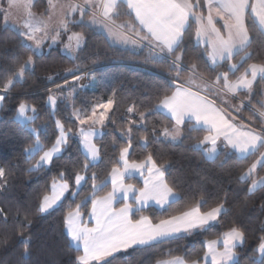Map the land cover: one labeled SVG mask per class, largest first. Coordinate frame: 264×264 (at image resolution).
Masks as SVG:
<instances>
[{
    "label": "trees",
    "instance_id": "obj_1",
    "mask_svg": "<svg viewBox=\"0 0 264 264\" xmlns=\"http://www.w3.org/2000/svg\"><path fill=\"white\" fill-rule=\"evenodd\" d=\"M48 7L49 0H35L32 5L36 13H46ZM200 11L205 13L206 8ZM112 21L124 25L133 35L140 28L123 2L115 9ZM246 25L251 37V46L246 50L250 58H245V52L241 51L231 60L213 66L208 59L209 48L197 43V24L190 20L183 44L185 68L197 64V74L214 82L219 73L229 72V80L232 81L249 65L264 64V33L258 24L253 23L251 11L246 14ZM66 32L84 36L83 50H78L75 57L66 55L60 47L34 54L19 33L4 24L0 15V89L28 56H33L35 62L34 73L26 70L22 80H14L0 108V167L7 172V188L0 189V209L3 210L0 214V264H77L76 257L82 255V251L70 243L64 220L68 212L74 211L77 204L85 201V197L88 200L81 204L80 212L87 218L91 210V179L78 191L74 183V173L84 163L85 153L79 141L72 137L64 152L54 158L50 166L29 172L28 169L36 164L43 151L27 157L24 149L34 144L31 128L38 130L43 150H47L58 134L57 120L66 128L71 127L75 133L79 124L72 112L84 109L91 114L93 106L108 99H114L116 103L108 113L110 119L102 126L101 136L95 139L100 149V160L90 167L88 177L96 172L98 183L108 177L111 168L117 166L120 148L127 146L128 138L122 133L130 127L132 148L129 160L141 161L151 154L158 165L165 166V180L177 193L176 202L170 208L161 210L148 206L139 211L135 209L132 213L134 220L148 216L153 223H158L160 219L197 206L202 198L207 202L202 204L201 211H208L227 197L226 213L218 218V223L206 230L178 235L151 247L142 246L114 254V257L107 259L110 264H156L157 261L173 257H180L186 262L202 261L207 242L221 237L232 227L239 228L245 234L242 245L235 248L238 264H264V254L258 251L260 237L264 236V209L261 208L264 204V186L248 193L246 189L250 181L238 180L258 159L259 151L246 157L223 151L214 159H206L203 151L195 146L208 132L198 126L193 129L194 123L189 121L182 125V137L178 142L154 138L153 128L158 135L164 127L172 130L174 125L168 115L153 111L160 98L175 90L173 78L177 73L169 68L170 61L151 59L154 52L144 46L134 51L113 45L102 32L83 22H69ZM140 34H144L142 29ZM229 64H237L238 69L230 71ZM70 68L76 70V76L83 72L91 76L94 74L92 88L80 87L73 75L67 72ZM192 75L190 71H182L176 81L187 83ZM49 77L52 79L49 80ZM56 85L63 90L57 89ZM219 85H223V80ZM69 88H73L72 100L63 96ZM49 89L57 96L54 108L47 103ZM263 91L264 80L260 79L251 91H242L234 98L236 103L242 101L239 115L256 126L263 122L256 112L263 110ZM21 102L37 109V118L28 126L15 119ZM128 107H133L134 112L128 113ZM140 112L146 114V128L139 123ZM28 115L33 113L29 110ZM131 120L137 123L130 124ZM144 136L148 137L146 146L141 140ZM61 172L65 177H72L69 180L70 192L54 209L46 214L39 213L37 209L42 197L51 192L52 181L58 179ZM263 176L264 166L259 165L255 178ZM126 182L137 189L143 188V181L138 177H128ZM111 189L109 178L107 186L96 195L102 197ZM74 191L77 195L73 197ZM124 203L123 200L119 201L117 206ZM26 224L28 226L23 227ZM21 232L31 237L28 246L30 255L27 258L22 256L25 245Z\"/></svg>",
    "mask_w": 264,
    "mask_h": 264
},
{
    "label": "snow or ice",
    "instance_id": "obj_2",
    "mask_svg": "<svg viewBox=\"0 0 264 264\" xmlns=\"http://www.w3.org/2000/svg\"><path fill=\"white\" fill-rule=\"evenodd\" d=\"M50 6L52 0H49ZM85 5L88 7L95 6L101 10L104 17H109L118 6L117 0H100L94 3V0H85ZM127 9L134 13L135 20L140 26L135 31L138 39H130L127 36H120L119 34L109 32V35H115L120 38L123 43L140 44L149 48L154 52L151 59L157 61H170L169 68L177 73L173 78L175 90L170 95H164L160 98L159 103L155 106L153 111H165L169 114L171 120L174 121L172 130L164 127L157 135L156 129L153 128L152 135L154 138L164 137L175 142L181 136V126L185 124V120L195 121L193 129L197 126H204L208 135L195 147L203 151L206 159H214L217 154V142L221 138L226 142V145L231 147L236 152L247 155L254 154L259 148H264V126L259 131L254 128L241 125V128L246 130H239L232 122L235 117L229 119L230 113L218 108L214 100H209L206 96L199 95L198 92L191 91L190 88L184 87L182 84H176L182 71H190L193 76L197 74L198 65L192 64L190 68H185L183 63V44L185 39V31L189 26L190 19L194 20L198 27L196 28L195 38L197 43L201 42L203 38H207L204 42L211 47L208 53L211 63L215 65L218 60H231L235 51L245 52V58H250V54L246 51L251 46V37L249 29L246 25V12L250 9L253 23L261 27V32L264 33V0H256V3H249V0H126ZM9 9L19 8L21 6L20 0H8ZM25 9H30L31 0L23 5ZM69 12L74 13L80 11L83 15L86 11L84 5H76L69 3L67 5ZM202 8L207 9V15H203L200 11ZM0 14H3L5 23L7 22L9 13L6 10L0 9ZM29 15H31L29 11ZM216 18L223 21V29L225 34H222L221 28L216 26ZM95 23V20L93 21ZM46 27V26H45ZM61 27L64 31L68 30V23L61 22ZM24 28L27 31L19 32V35L25 42L31 41L26 46L34 53L38 54L44 41L49 39L48 33L41 27H35L32 23L26 22ZM144 30V34H140V30ZM131 30V28H130ZM43 32L42 36L37 33ZM61 33L56 32L51 36L52 44H56ZM74 42V43H73ZM84 36L81 33H73L68 37V43L65 44V49L69 52L76 50L82 51V44ZM155 49H159L156 53ZM35 62L33 56H28L27 59L20 65L18 71L14 73L12 78L7 79L0 89V108L3 107V102L6 95L11 91L14 80H22L25 71L28 70L34 73ZM237 64H229L230 71H236ZM78 70V69H77ZM74 69H67V72L72 74L74 79L79 81L83 77L76 76ZM249 73L252 79H248ZM264 76V64H251L244 70V72L237 78L236 82H230L229 72L219 73L212 84H206L205 89L212 91L215 85H219L223 80L222 88L228 92L235 94L238 88H244L251 91L253 80L257 75ZM94 78V74H92ZM49 80L52 78L49 77ZM192 77L187 83H193ZM67 83V81H65ZM57 89L63 90L60 85H56ZM47 103L49 107L54 108L57 104V96L51 93L49 89ZM213 95L219 97L218 92H213ZM116 101L108 99L104 103L97 104L92 107L91 114L84 109H76L72 115L80 126H89V130L80 127L79 130L73 133L71 127L66 128L65 125L57 120L56 129L58 134L54 142L50 144L47 150L39 139V132L36 128H31L34 144H30L24 149L27 157L43 151L36 164L29 168L28 171H36L44 166H50L54 158L60 156L73 136L80 138V143L85 149V159L82 166L74 173V183L77 189L82 183H87L91 179L92 198H91V218L95 221L93 227H88L81 221V204H77L74 211L67 213L64 223L66 225L67 236L70 238V243L82 246L83 254L76 257L77 264H110L107 260L109 257H114V254L127 252L129 249L138 247H151L156 243L164 242L171 238H176L178 234H191L193 230H206L209 226L219 222V217L226 213L225 204L227 197L218 203L215 207L208 211H201V206L207 201L202 198L197 206H192L179 214L171 215L166 219H160L158 223H153L148 216H141L140 219L134 220L132 213L134 206L138 205L136 211L146 207L148 203L154 202L161 210H166L172 206L176 201L174 197L177 193L174 188L165 180L166 168L164 165H158L149 154L146 159L141 161L129 160V152L132 148V129L129 127L122 135L126 136L127 146L120 148L119 160L117 166L111 168L108 177L105 180L97 182L98 176L96 172H92L88 177V172L93 162L100 159V149L93 143V135L95 134V125L104 126L105 122L110 119L109 111L114 107ZM227 103V101H224ZM264 107V105H262ZM31 111L33 115L28 116L26 112ZM99 111V115L97 112ZM239 111V108L235 109ZM128 113H133L134 108L128 107ZM264 116V113H261ZM38 116L37 109L21 102L17 108L15 119L20 121L25 126L30 125ZM146 114L139 113V123L145 125ZM130 124H136L137 121L131 120ZM146 128V125H145ZM143 144L146 146L148 137H141ZM210 145L205 148L204 146ZM122 165V166H121ZM264 166V152L260 153L259 159L251 164V166L240 176V181H250V186L246 191L252 193L258 187L264 186V177L260 179L255 178L257 166ZM147 171L144 187L137 190L132 184H125V177L131 176L133 173L144 175V170ZM72 177H65L64 172L59 174V178H54L51 184V195L45 194L38 206V212L46 214L54 209L69 192V180ZM110 178L112 186L111 191L106 195L99 197L97 192L107 186ZM7 188V172L4 167H0V189ZM122 194L125 201L123 207L116 208L114 203L118 195ZM130 194L132 196V203L127 202ZM77 195V192H72V196ZM264 209V204L261 205ZM3 210L0 209V214ZM30 223V222H29ZM28 225H23L27 227ZM22 243L25 245L22 256L27 258L30 255L29 245L31 244V237L24 236L21 232ZM245 234L237 227H232L222 236L223 251H217L216 240L208 242V251L204 254V264H230L234 262L238 264V258L235 256L233 249L237 244L243 243ZM258 251L264 254V236L260 237L258 244ZM210 257V261H209ZM157 264H187V262L180 257H173L168 260L157 261ZM191 264H200L199 260H192Z\"/></svg>",
    "mask_w": 264,
    "mask_h": 264
},
{
    "label": "crops",
    "instance_id": "obj_3",
    "mask_svg": "<svg viewBox=\"0 0 264 264\" xmlns=\"http://www.w3.org/2000/svg\"><path fill=\"white\" fill-rule=\"evenodd\" d=\"M2 1H4V0H0V3L2 2ZM35 0H31V7H30V9H25V7H23V5L25 4V3H27L28 2V0H20V4H21V6L19 7V8H12V9H9V6H8V4L6 5H4L3 7H0V9H3V10H6L8 13H9V15H8V19H7V22L5 23V20H4V18H3V14H0L1 16H2V18H3V22H4V24L6 25V26H9V27H12L13 29H15L18 33L19 32H24V31H27V29H25L24 28V24L26 23V22H30V23H32L33 24V26H35V27H41V28H44V30H45V27H44V24H43V22H42V16L43 17H48L50 14V4H49V7H48V10H47V12L46 13H36V12H34V10H33V8H32V5H33V2H34ZM68 2H72V4H76V5H84L85 6V8H86V12H88V13H85V15H83V17L84 18H90L91 16H93L96 20H98L97 22L98 23H100L101 22V24H104L103 22H105V24H107L108 26H111V27H113L114 28V26L115 25H118V24H116V23H114L113 21H112V18H113V15H114V13H115V10L112 12V13H110V16L109 17H104L102 14V17H99V16H97V15H95V13L94 12H96V11H99V9H97L95 6H92V7H88L87 5H85V0H56V1H54V2H52V5L54 4V6H59V8H61V9H64V10H68V8H67V5L69 4ZM96 2H100V0H94V3H96ZM120 2H123V3H125L126 4V0H117V4H119ZM249 3L251 4V3H256V0H249ZM29 11H30V13H31V15H29ZM69 11V10H68ZM101 11V10H100ZM248 11H250V9L248 10ZM247 11V12H248ZM247 12H246V14H247ZM41 14H44V15H41ZM49 14V15H48ZM133 14V16H134V18H135V15H134V13H132ZM69 15H71V12H69L68 13V16H66V17H68L69 18ZM203 15H207V9H206V12L205 13H203ZM72 16H73V19H78L79 18V11H76V12H74L73 14H72ZM67 18V19H68ZM190 20H192V19H190ZM194 21V20H193ZM216 26L218 27V28H221V32H222V34H225L226 35V33H225V30L223 29V27H222V25H223V21H221V20H219V18H216ZM137 23H138V21H136ZM246 22V21H245ZM139 25V24H138ZM100 27H102V26H100ZM140 27V26H139ZM197 27H198V25H197ZM97 30H99L100 32H102L107 38H108V40H109V38H110V36H109V34H108V32H106V30H102L103 28H96ZM108 29H109V27H108ZM144 31V30H143ZM47 32V31H46ZM48 33V35H49V32H47ZM37 35L38 36H42L43 35V32H41V33H37ZM132 35V39H138V37H136L135 35H133V34H131ZM250 35V34H249ZM207 38L205 37V38H203L202 40H201V44H205V45H207L208 46V48H209V52L211 51V47L208 45V44H206L204 41L206 40ZM25 42V41H24ZM29 42H31V41H29ZM127 44H129V43H127ZM127 44H125V45H127ZM141 44V46H143L142 45V43H140ZM129 45H132L131 47H136L134 44H129ZM118 46V45H117ZM122 47V46H121ZM124 47V46H123ZM142 47H138L137 49H131V50H134V51H137V50H140ZM129 49V48H128ZM157 51L159 52V49H157ZM239 52H241V51H235L234 50V54H233V57L237 54V53H239ZM208 59H209V56H208ZM226 60H228V59H223V60H218L217 61V63L215 64V65H217V64H220V63H222V62H224V61H226ZM209 62H210V64L211 65H213L212 63H211V60L209 59ZM214 66V65H213ZM192 77V79H193V83H191V84H189V83H184V84H182L184 87H187V88H190L191 89V91H193V92H198L199 93V95H201V96H206L209 100H214L215 101V104H216V106L218 107V108H220V109H222V110H224V111H226L227 113H230V116H229V119H231L232 117H235V119L234 120H232V122L238 127V129L239 130H246V128H241L240 126L241 125H245V126H248V127H251V128H254V129H256L257 131H259V129L258 128H256V127H262V126H264V118L262 117V116H260L261 118H262V125H260V126H256V125H254L253 123H251V122H249V121H247V120H245L244 118H242L240 115H239V111H236L235 109H237V108H239V106L242 104V102H240L239 101V103L237 102H235L234 101V98L236 97V95L237 94H239L240 92H242V91H249L248 89H244V88H238L237 89V91H236V93L235 94H233V93H230V92H228L226 89H223L222 88V86H220V85H215L214 87H213V89H212V91L211 92H209V91H207L206 89H205V85L206 84H212L213 82H210V81H208V80H206L205 78H203L202 76H200V75H198V74H196L195 76H191ZM239 77V76H238ZM237 77V78H238ZM237 78L235 79V80H232V81H230V82H236V80H237ZM248 79H252V77H251V74L249 73V75H248ZM260 79H262V80H264V76H262V75H260V74H258L257 75V77H256V79L255 80H253V83H252V88H251V90L253 89V86H254V84L258 81V80H260ZM91 81V80H90ZM80 87H81V85H80ZM213 92H218L219 93V97L220 98H217V96L216 95H213ZM224 101H227V103H224ZM262 104L264 105V91H263V98H262ZM161 112H163V113H165L166 115H168L169 116V114L167 113V112H165V111H161ZM259 112H261V113H264V107H263V110L262 111H259ZM170 117V116H169ZM189 120H185V122H188ZM189 122H192V123H194L195 124V121L193 120V121H189ZM182 127V126H181ZM198 127H201V128H203V129H205V127L204 126H198ZM207 135H208V133H207ZM169 140V139H168ZM205 148H208V147H210V145H206V146H204ZM260 149V148H259ZM227 152L228 154H231V153H235L237 156H239V157H246V156H248V155H250V154H247V155H242V154H240V153H238V152H236L235 150H233L231 147H229V146H227L226 145V142L223 140V138H221L220 140H218V142H217V154H219L220 152ZM259 151V156H260V153L261 152H264V148L260 151V150H258ZM258 151H256V152H258ZM255 152V153H256ZM216 154V155H217ZM259 156H258V159H259ZM259 166V165H258ZM257 166V167H258ZM137 176L138 178H141V180L143 181V187H144V182H145V178L147 177V171H146V169L144 170V175L143 176H141L139 173H133L132 174V176ZM129 176H126L125 177V181H124V183L125 184H128L127 182H126V179L128 178ZM264 177V176H263ZM136 188V187H135ZM137 189V188H136ZM137 190H139V189H137ZM177 197V196H176ZM176 197H174V199H176ZM123 200V197L121 196V197H117V200L115 201V203H114V207H116V208H120V207H123V205L122 206H117V204H118V202L119 201H122ZM132 200V196H131V194H130V197H129V200L127 201V202H129L130 203V201ZM124 201V200H123ZM125 202V201H124ZM148 206H156L155 205V203L154 202H149L148 203V205L146 206V207H148ZM137 207H139L138 205H136L135 207H134V210L137 208ZM156 207H158V206H156ZM134 210H133V212H134ZM90 213H91V210H90V212H89V214H88V216H87V218H85L84 217V215L81 213V217H80V219H81V221L83 222V224H85V225H87L88 227H93L94 225H95V221L91 218V216H90ZM194 231H197V230H193L192 232H194ZM182 234H185V233H181V234H178V235H182ZM223 236V235H222ZM222 236L221 237H219V238H217V239H214V240H216L218 243L216 244V249H217V251H223V242H222ZM210 241H212V240H210ZM209 242V241H208ZM208 242H207V244H206V252L208 251ZM74 244V243H73ZM76 247H78V248H80L81 249V251H82V254H83V250H82V246H80V245H77V244H74ZM239 245H241V244H237V246H239ZM236 246V247H237ZM235 247V248H236ZM235 248L233 249V251H234V253H235V256L237 257V255H236V252H235ZM170 259H172V258H170ZM166 260H168V259H166ZM209 261H210V257H209ZM235 262V261H234ZM233 262H230V264H232ZM157 264V263H156ZM187 264H191V262H187ZM200 264H204V259L202 260V261H200Z\"/></svg>",
    "mask_w": 264,
    "mask_h": 264
},
{
    "label": "rangeland",
    "instance_id": "obj_4",
    "mask_svg": "<svg viewBox=\"0 0 264 264\" xmlns=\"http://www.w3.org/2000/svg\"><path fill=\"white\" fill-rule=\"evenodd\" d=\"M54 1H56V0H52V2H54ZM68 3H72V2H68ZM7 5L8 4V0H4V1H2L1 3H0V7H3L4 5ZM54 5V4H53ZM50 13V15L48 16V17H43L42 16V22H43V24H44V27H45V31H47V32H49V39H47V40H45L44 41V44H43V46H42V49H41V51L38 53V54H40V53H42V52H44V51H48L49 49H51V48H58V47H60L61 49H62V51L66 54V55H68V56H70V57H75V55L77 54V52H78V50H76V51H73V52H69V51H67L66 49H65V44H67L68 43V37L69 36H71L73 33H67L66 31H64V29L61 27V22L62 21H66L67 23H69V22H78V23H81V22H83V23H85V24H87V25H89V26H91V27H93V28H103L102 30H106V32H108V34H109V32L111 31L112 33H115V34H119L120 36H127V37H129L130 39H132V33L127 29H125V26L124 25H115L114 26V28L113 27H111V26H108L107 24H105V22H103L104 24H101V22L100 23H98L97 21L98 20H96L93 16H91L90 18H84L83 17V15H85V13H88V12H84V14L82 15L81 13H80V11H79V18L77 19H73V16H72V14L73 13H71V15H69V18L68 17H66V16H68V13H69V11L68 10H64V9H61V8H59V6L57 5V6H51L50 7V11H49ZM41 15H44V14H41ZM68 18V19H67ZM95 20V23L93 22ZM100 26H102V27H100ZM108 27H109V29H108ZM57 31H59L60 33H61V35H60V37H59V40H58V42L56 43V44H52V42H51V36H53V35H55L56 34V32ZM65 33H67L68 35H66ZM110 36V38H109V41L113 44V45H118V46H124V48H131V49H137L138 47H142L141 46V44H136L135 46L136 47H131L132 45H129V44H131V43H129V44H127V45H125V43H123L122 42V40L120 39V38H117V36H115V35H109ZM84 42H85V39H84ZM84 42H83V44H82V47H83V45H84ZM25 43H27V44H30L31 42H29V41H27V42H25ZM74 43V42H73ZM81 77H83L82 79H80L79 81H77L78 82V85L80 86L81 85V87L82 88H92V84L94 83V78H92V76L90 75V74H88L87 76H85V75H80ZM75 80V79H74ZM74 80H72V81H74ZM91 80V81H90ZM73 88H69L65 93H63V96L64 97H66V98H68L69 100H72V98H73ZM240 102H242V101H240ZM239 103V102H238ZM240 104V103H239ZM29 106V105H28ZM31 108V106H29V109ZM99 111H101V110H98V112H97V115H99ZM74 112V111H73ZM72 112V113H73ZM26 115H28V112H26ZM259 115V114H258ZM28 116H30V115H28ZM73 116V115H72ZM259 116H261V115H259ZM74 118V117H73ZM80 127H84L85 128V130H89V126L88 125H85V126H80L79 125V127H78V129H77V131L79 130V128ZM76 131V132H77ZM94 131H95V134L93 135V137H92V139H93V143H95V139L97 138V137H100L101 136V134H102V126H100V125H95V128H94ZM73 137H75L78 141H79V143H80V138L78 137V136H73ZM181 137H182V133H181V136L175 141V142H178L180 139H181ZM162 138H164V137H162ZM169 140H171V139H169ZM42 143V142H41ZM96 144V143H95ZM80 146H81V148H82V151L85 153V149H84V147H83V145L80 143ZM97 146V145H96ZM64 152V151H63ZM62 152V153H63ZM61 153V154H62ZM43 154V152L41 153V155ZM40 158V157H39ZM39 160V159H38ZM100 160V159H99ZM98 160V161H99ZM98 161H96V162H93V163H97ZM44 167H48V166H44ZM129 177H137V176H129ZM141 179V178H140ZM84 183H82V185H83ZM81 185V186H82ZM81 186H80V188H81ZM79 188V189H80ZM79 189H77L76 188V191H78ZM69 192H70V189H69ZM68 192V193H69ZM68 193H66L65 194V196L68 194ZM52 193L50 192L48 195H51ZM119 197H121L122 196V194H120V195H118ZM63 200V199H62ZM145 208V207H144ZM108 259V258H107Z\"/></svg>",
    "mask_w": 264,
    "mask_h": 264
},
{
    "label": "built area",
    "instance_id": "obj_5",
    "mask_svg": "<svg viewBox=\"0 0 264 264\" xmlns=\"http://www.w3.org/2000/svg\"><path fill=\"white\" fill-rule=\"evenodd\" d=\"M95 14L97 15V16H101V11H97V12H95ZM82 75H85V76H87V72H84V73H82ZM178 84H182L181 82H179V81H176ZM259 115H261V112H259V111H256ZM262 116V115H261ZM263 118H264V116H262ZM256 128H258V129H260L261 127H256Z\"/></svg>",
    "mask_w": 264,
    "mask_h": 264
}]
</instances>
